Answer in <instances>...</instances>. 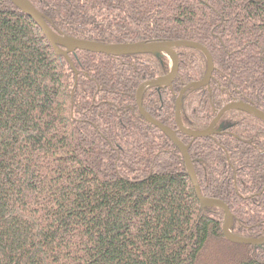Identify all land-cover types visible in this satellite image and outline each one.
<instances>
[{"label":"trees","instance_id":"1","mask_svg":"<svg viewBox=\"0 0 264 264\" xmlns=\"http://www.w3.org/2000/svg\"><path fill=\"white\" fill-rule=\"evenodd\" d=\"M31 1L75 38L205 45L215 70L183 98L190 130L206 129L234 99L264 111V0ZM177 52L176 79L149 88L143 105L190 145L202 193L234 214L232 233L263 238L264 121L233 109L219 134L181 132L178 95L206 76L208 60L197 48ZM70 58L0 0V264H264V245L224 237V210L201 204L179 147L139 110L138 87L168 75L171 59L86 50ZM218 242L230 253L205 262Z\"/></svg>","mask_w":264,"mask_h":264},{"label":"water","instance_id":"2","mask_svg":"<svg viewBox=\"0 0 264 264\" xmlns=\"http://www.w3.org/2000/svg\"><path fill=\"white\" fill-rule=\"evenodd\" d=\"M18 8H20L24 13L30 15L37 24L41 27L45 33L48 40L54 46L56 52L60 55L65 56L70 62V54L77 50H86L90 52L103 53L107 55H125V54H140V53H151L157 56H168L172 62V68L168 75L164 77L154 78L145 80L140 84L137 91V102L141 114L150 123L158 126L168 137H170L179 147L184 161L186 163L187 172L192 179L195 186L196 193L200 199L203 206H218L224 210V221L222 225V231L224 237L230 242L237 244L253 245V246H263V238H248L233 234L231 231V224L234 220V214L231 211L228 204L219 198L205 196L202 193L199 179L194 166V161L190 155L189 148L190 145L183 142L177 131L173 128L167 126L154 116H152L143 105V97L145 92L153 86H165L171 85L176 79L179 68H180V58L177 52L179 47H193L204 52L208 60V69L206 76L198 81H193L184 85L181 89L177 101H176V123L178 129L193 137V140L199 137H209L217 134L221 131L216 130V125L220 118L228 111L233 109L243 110L248 112L261 120L264 121V111L257 108L254 104L246 102L241 99H235L227 104H225L218 112L217 117L213 120L210 126L204 130H190L188 129L182 120V105L183 98L190 88H201L210 84L213 72L215 70L214 58L211 51L202 43L193 40H160V41H150V42H136V43H101L80 38H75L72 36L65 35L63 33L57 32L49 24L46 16L41 12L31 0H11ZM222 127V126H221Z\"/></svg>","mask_w":264,"mask_h":264},{"label":"rangeland","instance_id":"3","mask_svg":"<svg viewBox=\"0 0 264 264\" xmlns=\"http://www.w3.org/2000/svg\"><path fill=\"white\" fill-rule=\"evenodd\" d=\"M228 247L229 246L225 244V242L223 244L218 242V243L211 245V248L207 251L206 255L204 256L205 262H210V261L215 262V261L220 260V256L230 253L228 251ZM230 249L234 250V248L231 246H230Z\"/></svg>","mask_w":264,"mask_h":264},{"label":"flooded vegetation","instance_id":"4","mask_svg":"<svg viewBox=\"0 0 264 264\" xmlns=\"http://www.w3.org/2000/svg\"><path fill=\"white\" fill-rule=\"evenodd\" d=\"M234 100H235V99H234ZM232 101H233V100H232ZM244 101H245V100H244ZM230 102H231V101H230ZM246 102H247V101H246ZM228 103H229V102H228ZM249 103H250V102H249ZM219 111H220V110H219ZM216 117H217V116H216ZM220 119H221V118H220ZM212 122H213V121H212ZM212 122H211V123H212ZM218 122H219V121H218ZM211 123H210V124H211ZM217 124H218V123H217ZM209 126H210V125H209ZM209 126H208V127H209ZM216 126H217V125H216ZM208 127H207V128H208ZM220 128H221V130H222L223 126H222V127L220 126L219 128L216 127V130H219ZM219 133H220V132H219ZM219 133H217V134H219ZM214 135H215V134H214ZM224 214H225V213H224Z\"/></svg>","mask_w":264,"mask_h":264}]
</instances>
